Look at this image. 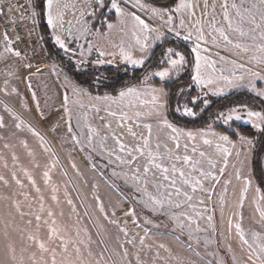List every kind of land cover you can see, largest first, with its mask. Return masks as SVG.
<instances>
[{
  "label": "snow or ice",
  "instance_id": "obj_1",
  "mask_svg": "<svg viewBox=\"0 0 264 264\" xmlns=\"http://www.w3.org/2000/svg\"><path fill=\"white\" fill-rule=\"evenodd\" d=\"M69 10L71 19L67 18ZM15 12L21 13L19 19L31 23L29 36L40 19H46L49 36L59 50L58 56L62 53L63 62L53 59L48 68L28 62L29 57L16 47L21 37L16 35L13 40L5 29L0 32V63L5 65L0 93L19 95L12 81L26 71L24 80L37 115L46 120L51 113L41 106L32 78L51 71L64 90L62 102L55 109L63 115L50 130L56 132L63 120L73 145L87 149L89 156L95 153L104 157L105 167L111 166L112 176L127 187L128 192L120 194L130 207L123 211L121 222L116 218V208L109 213L94 192L99 213L116 226L123 239L117 235L116 246L110 247L99 230L102 225H98L96 233L101 238L93 239L89 229L80 225L67 185L65 201L77 217L71 225L57 219V215L64 216L63 211L57 214L52 207H45V197L32 171L21 163L14 145L5 142L3 148L10 151L11 167L8 157L0 153V167L4 170L0 171V185L8 188L14 182L24 189L22 173L37 194L39 209L33 213L29 203L30 211L25 213L21 201L13 198L16 193L0 195V200L8 201L21 219L27 215L36 222L35 231L28 232L26 242L17 247L5 220L4 257L0 264H198L193 256L212 264L199 248L208 249L215 243L211 237L223 236L224 232L217 229L215 205L210 209L208 204L222 182L219 212L225 222V197L233 181L239 184L235 204L239 211L227 217L226 228L230 236L234 230L239 252L227 244L231 262L264 264V169L257 177L252 168L257 143L264 148V109L239 104L214 114L213 123L222 122L231 128L232 122L243 121L256 130V137H248L232 129L237 140L227 132H217L211 123L188 128L169 118L175 114L194 120L213 104L212 97H226L233 90L246 89L264 100V0H25L24 4L0 0V17H6L13 26L17 24ZM181 42L191 45L187 55L181 50ZM13 59L15 65L9 63ZM105 65L114 66L113 76L101 71ZM130 67L142 69L141 74L135 82L117 87V74L123 71L127 75ZM185 73L189 74L188 82H182ZM77 76L85 77L84 81H78ZM23 107L31 111L26 101ZM3 109L15 121V129H26L53 157L42 176L51 200L59 205L60 189L51 175L58 157L34 125L8 104L4 103ZM94 119H99L102 126H96ZM6 126L4 115H0V128ZM20 144L32 158L33 167L39 168L27 139L20 140ZM92 167H97L94 161ZM72 168L81 174L75 163ZM253 188L256 195L251 199L252 223L246 228L243 209ZM19 195L29 200L28 192ZM7 215L12 216V211ZM129 223L142 228L143 234L131 231ZM27 224L32 225L33 219H28ZM42 227L46 229L43 235ZM165 233L177 241L186 237L183 246L190 254L182 255L166 243L156 242ZM20 235L23 240L22 230ZM210 255L218 256L219 249ZM219 264L225 262L221 260Z\"/></svg>",
  "mask_w": 264,
  "mask_h": 264
},
{
  "label": "rangeland",
  "instance_id": "obj_2",
  "mask_svg": "<svg viewBox=\"0 0 264 264\" xmlns=\"http://www.w3.org/2000/svg\"><path fill=\"white\" fill-rule=\"evenodd\" d=\"M71 2V0H70ZM75 2L79 3L80 0H75ZM144 2L148 3V1L144 0ZM111 14V13H110ZM67 18H72V11L69 10ZM80 43H84V40H81ZM187 43V42H186ZM189 47L191 45L187 43ZM2 43H0V50H2ZM215 52V50H213ZM225 54V53H221ZM95 55V54H94ZM46 56V54H45ZM213 58H216L213 55ZM48 60V61H47ZM46 62H43L40 65H36L37 67L41 68H48L51 64V61L46 56ZM15 59L10 60L9 63L15 65ZM5 65L0 63V80L3 79L2 72L4 70ZM35 71V68L33 69ZM59 71V69H56ZM27 75V72L22 70L19 73L20 78L14 79L12 83L18 88L19 95L11 94L5 96L3 93H0V115H4L5 124L7 125L5 128H0V137H4V139H0V153H4L5 156L8 157L9 160V167H11V158H10V151L3 148L5 142H8L14 145L15 152L19 155L21 163L28 167L30 171H32L35 179L37 180V184L41 187L42 194L45 197L44 203L45 207H52L57 214L60 211H63L64 216L60 217L57 215V219L63 223H67L69 225L74 224L76 222V215L72 213L71 206L68 205L65 201L64 197V189L65 185H67V189L70 193V196L76 205L77 212L80 216V225L82 227H87L89 231L93 235V239H100L96 235L98 231V225H102L103 227L100 228L101 235L103 238L109 240L110 247H115L117 244L116 236L120 235L121 240L123 239V235L118 232L116 226L108 223L104 220L103 216L99 213L97 202L93 198L94 192L98 194L101 200L104 203V206L109 213L113 208H116V218L123 222L124 216L123 211H126L130 205L124 201L123 197L121 196V192H128L127 187L124 185L122 180L117 179L116 177L112 176V167H105L107 163L106 159L102 156H99L95 153H92L89 156V152L87 149L81 150L79 146H75L71 143L70 138L66 135V129L64 127V121L60 120L59 123L61 127L56 131L52 132L51 126L57 121V119L62 116L63 114L60 112H56L55 109L59 108L62 102V93H63V86L60 80H57L55 75L52 74L51 71H45L42 74L34 76L32 78L33 87L37 90L38 96L41 99V106L45 108L46 112L51 113L48 119L40 120L36 109L33 105L31 99V92L26 87V82L24 77ZM47 86V87H46ZM246 89H239L233 91H240ZM247 91V90H246ZM95 94V92H94ZM214 97L211 99L213 100ZM47 99V103L45 100ZM261 99V98H260ZM262 100V99H261ZM26 101L28 105L31 107V111L23 107V103ZM264 102V100H262ZM86 102V101H85ZM8 104L9 107L14 109L26 122H30L34 125L42 134L45 135L48 144L51 146L53 151L58 157V162L56 167L51 170V175L53 181L59 186V199L60 204L57 205L55 202L51 200V192L47 189L43 184V176L42 173L45 170V167L50 165L53 157L49 153H45L41 147L39 140L32 136L26 129L24 131H18L15 129L14 124L15 121L6 113L3 109V104ZM250 107L254 110H261L258 105L254 103V101L248 102ZM245 104V103H242ZM239 105V104H234ZM248 105V104H247ZM232 107V106H229ZM228 107L224 108L226 110ZM103 115V113H101ZM170 118V117H169ZM171 119V118H170ZM232 122L231 128L237 129L240 133L241 131L237 126L236 123H244L243 121H234ZM73 123H75L73 121ZM93 123L96 126H102L99 119H94ZM181 126V125H180ZM207 125L198 126V127H188V128H201L206 127ZM215 129V128H214ZM217 132H225L223 130L215 129ZM255 130V129H254ZM137 131H142V129H137ZM233 132V131H231ZM256 132V130H255ZM15 133V135H13ZM230 135L229 133H227ZM243 134V133H241ZM245 135V134H243ZM231 136V135H230ZM247 136V135H245ZM257 136V133L255 137ZM233 140H237V137L231 136ZM250 137V136H248ZM27 139L29 148L35 154V160L39 163L40 167L35 168L33 167L31 161L32 158L27 155V150L24 149L21 144L20 140ZM130 139V138H129ZM67 141V142H66ZM111 141H109V145H111ZM257 154L253 157L255 161H253L252 168L256 173V176L260 174V170L264 169V148L261 145L257 148ZM93 161L96 164V168L93 169L92 163ZM75 163L77 169L81 174H77L76 169L72 168V164ZM231 166H229L228 171L231 172ZM0 171H4L2 167H0ZM67 173L65 176L64 173ZM21 179L25 180L26 187L24 189L18 188L14 184V182L8 187L5 188L3 185H0V195L4 196H13V193H16L13 196L14 199H18L22 203V210L25 213L30 211L29 203H31L32 208L31 211L33 213L37 212L39 209V201L35 190L28 184L27 180L24 178L23 174L20 173ZM223 180V178H222ZM117 184H116V183ZM257 183L258 180L256 181ZM93 185L97 187L94 189ZM116 185L117 187H113ZM119 188V191L117 190ZM123 190H122V189ZM262 188V187H261ZM239 184L236 181H233V184L228 187V192L226 194L227 206L225 207V222L221 221L220 212H219V196L223 191V183L221 182L220 185H217L216 192L212 197V201L209 202L208 206L211 209L214 205L216 207V215L215 221L217 225L218 231L224 232L223 236L216 235L211 237L215 243H213L208 249L203 248L202 246L199 248V251L206 257L207 261L212 262V264H219V261L223 260L225 264H232L230 254L227 251V244L231 243L233 245V249L238 253V241L233 234L230 236L227 232L226 228V220L227 217L230 216L233 212L239 211L235 204L239 196ZM263 190V189H262ZM28 192L29 193V200L25 201L23 196H20V192ZM254 188L250 190L248 194V200L245 202V206L243 209L244 215V226L247 228L252 223L251 222V214L253 209L251 207V199L255 196ZM36 198V199H33ZM9 210L12 211L13 215L8 216ZM88 212L89 215L85 216L84 213ZM33 219V224L28 225L27 220ZM163 219V218H161ZM5 220L9 223L8 231L11 234L12 238L16 241L17 247L21 246L22 243L26 242V236L28 232L35 231V220L31 216H25L23 219L20 218L19 214L15 213V210L11 208L10 203L8 201L0 200V259L4 257V224ZM129 228L131 231H140L143 234V229H136L129 223ZM23 231L24 238L20 235V231ZM46 229L44 227L41 228V235L45 233ZM163 231V229H161ZM156 242H163L169 245L175 252H178L182 255H189L190 253L187 252L185 245L187 243L186 237H182L181 241L175 240V238L169 234L165 233L164 235L158 236L156 238ZM220 245V249L218 248ZM219 249L218 256H212L210 253L213 250ZM194 259L198 260V264H204V261H199V258L193 256Z\"/></svg>",
  "mask_w": 264,
  "mask_h": 264
},
{
  "label": "trees",
  "instance_id": "obj_3",
  "mask_svg": "<svg viewBox=\"0 0 264 264\" xmlns=\"http://www.w3.org/2000/svg\"><path fill=\"white\" fill-rule=\"evenodd\" d=\"M148 2H153V0H146ZM160 2H163V0H160ZM112 15V14H110ZM38 38H39V43L41 45V48L43 49L44 53L46 54L47 58L52 62L53 59H56L58 63L63 62L60 59V56H62V53L59 54L58 56V48L54 46L50 36L49 32L50 29L47 28L46 26V19L41 18L39 21V25L36 28ZM43 37V39H40V37ZM181 50L185 51V54L187 55L190 52V47L186 42H181ZM156 56L158 57L160 54V48L157 47L155 49ZM191 59V57H190ZM152 63H155V58L152 61ZM101 71L104 72L105 75L107 76H113L115 68L113 65H105L101 69ZM142 72V69H129V72L127 75L121 71L119 74H117L120 79L119 83L116 85L119 87L125 82H135V77L139 76ZM76 79L80 82H83L85 77L77 76ZM189 81V74L185 73L182 77V82H188ZM108 90L110 91L111 89H101V91ZM254 101L256 105L259 106V108L264 109V102L256 97L254 94L249 93L246 90H240V91H232L230 94H228L226 97H214L213 98V104L208 108V110L201 114L200 117H197L196 119L192 118H182L179 117L175 114L171 115L170 118L173 119L175 122H177L181 126H188V127H198V126H203V125H208V124H213V128L218 129V130H223L227 133H229L231 136L236 137L232 130H230L227 126H224L222 122H215L213 123V116L217 111H223L224 108L233 106L234 104H248L249 101ZM251 106V105H249ZM235 123V122H233ZM237 128L241 131V133L250 136V137H255L256 132L255 130L248 124H243V123H236L235 124ZM260 146V143H257L256 150ZM257 154V151H255L254 156ZM253 161H255V158L253 157ZM259 176V175H258ZM259 182V180H258ZM116 183V182H115ZM117 184V183H116ZM262 189L264 190V184L261 185ZM122 189V188H121ZM123 190V189H122ZM127 193V192H126ZM220 249V245H218Z\"/></svg>",
  "mask_w": 264,
  "mask_h": 264
},
{
  "label": "built area",
  "instance_id": "obj_4",
  "mask_svg": "<svg viewBox=\"0 0 264 264\" xmlns=\"http://www.w3.org/2000/svg\"><path fill=\"white\" fill-rule=\"evenodd\" d=\"M15 2L16 0H13V3ZM19 3L24 4L25 0H19ZM14 15L17 18V24L15 26H13L6 17H0V32L7 29L13 40H15L16 35L21 37V40L16 42V47L22 51V54L29 57L28 62L34 65H40L43 62L47 63L48 60L46 61L45 53L39 43L37 30H35L32 36H29L28 30L32 27L31 23L19 19L21 15L20 12H15ZM33 50L35 54H33Z\"/></svg>",
  "mask_w": 264,
  "mask_h": 264
}]
</instances>
